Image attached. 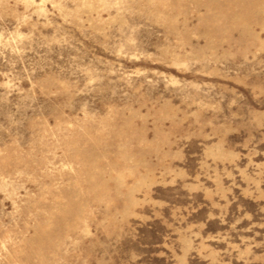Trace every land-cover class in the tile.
I'll return each mask as SVG.
<instances>
[{"label": "rangeland", "instance_id": "1", "mask_svg": "<svg viewBox=\"0 0 264 264\" xmlns=\"http://www.w3.org/2000/svg\"><path fill=\"white\" fill-rule=\"evenodd\" d=\"M0 264H264V0H0Z\"/></svg>", "mask_w": 264, "mask_h": 264}]
</instances>
